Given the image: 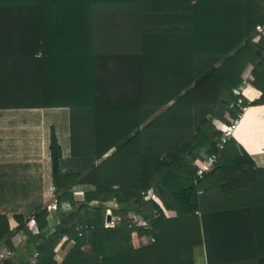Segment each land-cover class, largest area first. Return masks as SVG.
Listing matches in <instances>:
<instances>
[{
    "label": "trees",
    "instance_id": "16d2710c",
    "mask_svg": "<svg viewBox=\"0 0 264 264\" xmlns=\"http://www.w3.org/2000/svg\"><path fill=\"white\" fill-rule=\"evenodd\" d=\"M258 23L264 0H0V109L67 108L69 130L57 222L0 212V264H264V169L220 146L249 74L264 104Z\"/></svg>",
    "mask_w": 264,
    "mask_h": 264
},
{
    "label": "crops",
    "instance_id": "0c3cea01",
    "mask_svg": "<svg viewBox=\"0 0 264 264\" xmlns=\"http://www.w3.org/2000/svg\"><path fill=\"white\" fill-rule=\"evenodd\" d=\"M238 88L249 105L238 118L232 139L239 151L250 158L254 168L264 169V104H252L260 97L261 91L251 85L249 77ZM44 109H0V212L7 215L11 229L17 226L14 214L28 216L37 204H45L47 209L51 204L48 211L53 222H57L49 145L53 131L61 147L62 159L66 162L69 130L65 118L62 119V127L58 120L55 125L49 123ZM54 114L60 118V112ZM246 165L250 167L251 164L247 162ZM114 206V202L108 203L107 210L111 211ZM167 215L173 216L174 212L168 211ZM19 237V234L13 235L14 244L18 243ZM59 247L56 248L57 259L61 258ZM5 248L4 244L0 245V251ZM202 263L206 264L205 256L199 249L195 264Z\"/></svg>",
    "mask_w": 264,
    "mask_h": 264
},
{
    "label": "built area",
    "instance_id": "2783aa9c",
    "mask_svg": "<svg viewBox=\"0 0 264 264\" xmlns=\"http://www.w3.org/2000/svg\"><path fill=\"white\" fill-rule=\"evenodd\" d=\"M256 30L261 32L264 28V23H258L255 26ZM250 79H252L251 74H249L248 76ZM233 94L234 96H241L242 92L239 88L234 89L233 90ZM239 106L240 107V112L236 113L235 117H229L228 119V123L226 125V128L223 130L222 135L220 137V146H222L227 140H229L230 138H232V132L234 131L238 118L240 117L241 113L245 110L246 106L244 105H239L237 102L232 101L229 104V108L233 109L235 106ZM217 154L216 153H209L204 157V160L201 162V164H199L196 167V171L195 174L198 178H202L205 174H207L208 172H210L212 170V168L214 167L215 163L217 162ZM107 213H111L110 210H107ZM105 224L107 226H112L113 225V220L111 219L109 222L105 220ZM81 234V232L79 233ZM67 237H64V240ZM21 241V237H19L18 242ZM150 241H153V239L151 238ZM11 251L8 248L3 249L2 251H0V259L1 258H6L9 257L11 255ZM37 255V253H34V257Z\"/></svg>",
    "mask_w": 264,
    "mask_h": 264
},
{
    "label": "rangeland",
    "instance_id": "374dc122",
    "mask_svg": "<svg viewBox=\"0 0 264 264\" xmlns=\"http://www.w3.org/2000/svg\"><path fill=\"white\" fill-rule=\"evenodd\" d=\"M229 108V105H228ZM230 109V108H229ZM55 110H59V111H55ZM231 110V109H230ZM44 111L46 112V120L51 123L52 125H55L57 123V120L59 121V125L62 127L64 125V122H62V119H67L66 121L68 122V110L67 108H59V109H44ZM55 112H60L59 117H57V115H55ZM44 120V121H46ZM63 124V125H62ZM58 125V124H57ZM54 207V205H53ZM51 208V204L48 206V209ZM143 243L147 242V238H144L142 240ZM203 264V263H202Z\"/></svg>",
    "mask_w": 264,
    "mask_h": 264
},
{
    "label": "water",
    "instance_id": "95a60500",
    "mask_svg": "<svg viewBox=\"0 0 264 264\" xmlns=\"http://www.w3.org/2000/svg\"><path fill=\"white\" fill-rule=\"evenodd\" d=\"M105 220L108 221V222L111 220V214L110 213L106 214Z\"/></svg>",
    "mask_w": 264,
    "mask_h": 264
}]
</instances>
